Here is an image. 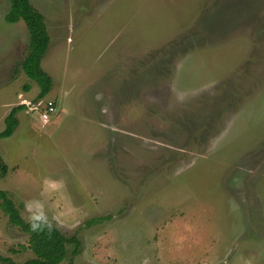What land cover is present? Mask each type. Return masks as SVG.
Here are the masks:
<instances>
[{"label":"rangeland","instance_id":"rangeland-1","mask_svg":"<svg viewBox=\"0 0 264 264\" xmlns=\"http://www.w3.org/2000/svg\"><path fill=\"white\" fill-rule=\"evenodd\" d=\"M31 3L53 83L39 97L0 0V131L25 105L0 187L77 234L60 264H264V0ZM0 255L34 257L1 206Z\"/></svg>","mask_w":264,"mask_h":264},{"label":"trees","instance_id":"trees-1","mask_svg":"<svg viewBox=\"0 0 264 264\" xmlns=\"http://www.w3.org/2000/svg\"><path fill=\"white\" fill-rule=\"evenodd\" d=\"M10 2V10L5 20L10 23L23 20L30 33L28 53L21 66L25 74L40 86L39 97H44L50 91L53 79L41 65L50 42L43 14L33 6L31 0H10ZM24 108L25 105L22 104L11 110L5 119L4 130L0 131V138L14 134L19 125L17 113ZM6 168L0 160V179L5 174ZM0 199V206L8 216L9 222L29 235V248L34 253V257L24 262H16L11 257L0 255V264H60L70 251L68 245L73 246L71 251L74 255L80 252L81 241L77 234L66 235L38 214H34L29 220L25 219L8 192L1 187Z\"/></svg>","mask_w":264,"mask_h":264},{"label":"built area","instance_id":"built-area-1","mask_svg":"<svg viewBox=\"0 0 264 264\" xmlns=\"http://www.w3.org/2000/svg\"><path fill=\"white\" fill-rule=\"evenodd\" d=\"M55 111V104L53 101H48L45 107V111L41 113V119L47 121L50 115Z\"/></svg>","mask_w":264,"mask_h":264}]
</instances>
